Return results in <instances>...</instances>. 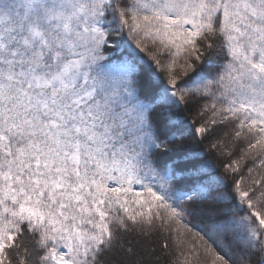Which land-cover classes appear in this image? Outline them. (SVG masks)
Listing matches in <instances>:
<instances>
[{"label":"snow or ice","instance_id":"snow-or-ice-1","mask_svg":"<svg viewBox=\"0 0 264 264\" xmlns=\"http://www.w3.org/2000/svg\"><path fill=\"white\" fill-rule=\"evenodd\" d=\"M162 253L264 264V0H0V264Z\"/></svg>","mask_w":264,"mask_h":264},{"label":"trees","instance_id":"trees-1","mask_svg":"<svg viewBox=\"0 0 264 264\" xmlns=\"http://www.w3.org/2000/svg\"><path fill=\"white\" fill-rule=\"evenodd\" d=\"M227 158H225L226 160ZM210 160L213 161L214 163L221 165L222 166V161L221 160H216L214 156H210ZM160 241H162V237L158 238ZM162 258L164 264H175L176 258L174 254H163L162 253Z\"/></svg>","mask_w":264,"mask_h":264}]
</instances>
